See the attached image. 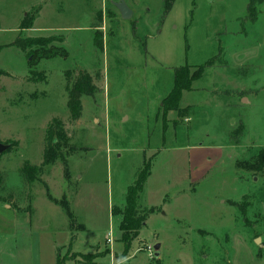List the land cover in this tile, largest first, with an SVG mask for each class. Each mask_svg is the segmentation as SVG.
<instances>
[{
  "label": "rangeland",
  "instance_id": "1",
  "mask_svg": "<svg viewBox=\"0 0 264 264\" xmlns=\"http://www.w3.org/2000/svg\"><path fill=\"white\" fill-rule=\"evenodd\" d=\"M118 1L0 0V142H15L0 155V196L13 206L14 194L24 212L33 199L48 226L33 234L41 264H56L58 253L64 264H264V1L255 20L250 0H175L166 15V0H127L129 20ZM20 36L67 55L30 67L13 44ZM211 58L179 109L164 114L175 70L198 74ZM79 69L99 77V91L82 97L72 120L66 72ZM55 118L66 143L40 180L24 183L20 170L42 163ZM200 143L207 150L191 153L204 165L194 177L189 147ZM216 145L224 151L211 166ZM149 165L136 206L147 221L126 253L127 192ZM50 196L69 203L73 218Z\"/></svg>",
  "mask_w": 264,
  "mask_h": 264
},
{
  "label": "trees",
  "instance_id": "2",
  "mask_svg": "<svg viewBox=\"0 0 264 264\" xmlns=\"http://www.w3.org/2000/svg\"><path fill=\"white\" fill-rule=\"evenodd\" d=\"M264 0H250L248 4V11L251 15V20L256 19L257 14V5L262 3ZM175 0H166L165 2V9L164 14H168L173 7V3ZM33 17L30 19H25V21L22 24V28H30L33 24ZM43 40L37 41L39 47L34 48L31 47L34 43L32 40L24 37H18L14 41V45L18 46L23 52H25L28 56V63L29 66L32 67L34 64L41 60V59H49L56 56H64L67 55V51L62 48L61 50L57 49H43L42 45H40V42ZM95 43L97 47L101 50L104 49V42L103 37L99 36L96 38ZM36 45V44H35ZM4 46H1L0 48H3ZM65 55V56H66ZM214 62V58H211L206 64L198 65L193 68L198 70V74L196 72H191V66L184 65L178 67L174 72V83L173 87L171 88L170 92L163 98L162 101V110L164 114H167L170 110H178L180 101L183 95V91L190 90L191 85L193 81L197 78H200L205 73V70L207 67H210L211 64ZM34 75H36V72H33ZM38 75V74H37ZM96 78H99L98 76ZM96 78L92 76V74L87 71L86 69H79L76 73L73 70H68L66 72V90L68 94V101H67V107L70 112V117L72 120H77L82 116V97L83 96H95L96 93L99 91V87L96 84ZM68 138L67 132L64 128L63 122L55 118L51 125L49 126L47 130V136H46V146L44 148V155H43V161L40 165H34L30 162H26L21 170V176L24 181V183H31L36 180H40V175L44 171L46 166H49L55 157V155H58L59 149L62 146V143H66V140ZM15 143V142H14ZM14 143H10L9 149L6 151L8 152L10 149L13 148ZM1 155V154H0ZM150 171V165L138 176V179L132 187L129 188L127 192V209L124 213V217L120 223L121 231L123 232V241L125 242V251L126 253L130 249V242L129 239L133 235V232L138 233V231L145 226L148 214L137 211V192H142L144 189V185L146 182V179L149 175ZM66 177H70L69 170L66 166L65 169ZM2 179L3 174L0 172V187L2 185ZM11 198V196H10ZM50 199L63 207L66 214L73 218V213L71 211L69 203H64L58 201L56 198H53L50 196ZM56 264H64V259L60 257V254L58 253L57 256V262Z\"/></svg>",
  "mask_w": 264,
  "mask_h": 264
},
{
  "label": "crops",
  "instance_id": "3",
  "mask_svg": "<svg viewBox=\"0 0 264 264\" xmlns=\"http://www.w3.org/2000/svg\"><path fill=\"white\" fill-rule=\"evenodd\" d=\"M129 7L132 8L133 15H134L136 13L135 9H133L132 5L130 4H129ZM121 19L123 18L121 17ZM2 46H6V45H2ZM163 98H162V101H163ZM160 106H162V103L160 104ZM203 146L205 145L200 143V146L191 145L189 147L190 148L189 150L190 159H191V162H193L192 165L197 166V164L199 163L198 167H200V169L199 168H196L195 170L192 169V173H193L192 175L194 177H197L198 175L197 172H199V170H200V173H202L201 170L203 169L204 165L203 163H200V162L198 163L194 162V158H191V153L194 150L196 151L202 150V149L207 150L205 148H202ZM216 146L217 147H214L213 151L211 150L209 153H207V154L215 155V157L213 158L215 159V161L210 162L211 164H209L211 166H213V164H215V162L218 161V159L222 156V152L224 151L223 145L222 146L216 145ZM168 149L173 150V145L163 148V150H168ZM203 176L204 174H200V178H202ZM25 195L29 196L27 194V191ZM27 198H28L27 199L28 201H32L31 210L29 208L27 212H24L20 210L21 206L20 205L18 206L17 204V202L21 201L19 200L17 196L13 194L11 195V198L9 199V201L13 203V206L6 203L5 196L3 197L0 196V264H41L40 254L38 255L37 253L35 254L33 234L35 230H41V229L44 230L48 226L45 228L40 227L37 221L38 209L34 205L33 199H30L29 197ZM22 201H25V200H22ZM26 203L28 202L26 201ZM28 239H29V244L27 243ZM22 240H25V243H23ZM97 260L98 259H96L95 261L97 262ZM56 262H57V258H56Z\"/></svg>",
  "mask_w": 264,
  "mask_h": 264
},
{
  "label": "water",
  "instance_id": "4",
  "mask_svg": "<svg viewBox=\"0 0 264 264\" xmlns=\"http://www.w3.org/2000/svg\"><path fill=\"white\" fill-rule=\"evenodd\" d=\"M115 6L119 9L121 17L124 20H129L132 18L133 16V10L129 7V5L126 3L125 0H120L118 2H114ZM1 88V86H0ZM10 145L9 144H5L0 142V154L4 153L5 151H7L9 149ZM256 243L259 244L260 243V239L258 238L256 240ZM261 245V244H260ZM161 247L160 243H157L154 247V249L156 250V256H159V249Z\"/></svg>",
  "mask_w": 264,
  "mask_h": 264
},
{
  "label": "built area",
  "instance_id": "5",
  "mask_svg": "<svg viewBox=\"0 0 264 264\" xmlns=\"http://www.w3.org/2000/svg\"><path fill=\"white\" fill-rule=\"evenodd\" d=\"M108 242H113V236H112V231L109 234V237L107 238Z\"/></svg>",
  "mask_w": 264,
  "mask_h": 264
}]
</instances>
